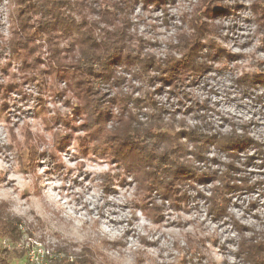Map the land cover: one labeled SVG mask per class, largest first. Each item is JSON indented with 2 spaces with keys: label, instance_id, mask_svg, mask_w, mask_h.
I'll return each instance as SVG.
<instances>
[{
  "label": "clouds",
  "instance_id": "obj_1",
  "mask_svg": "<svg viewBox=\"0 0 264 264\" xmlns=\"http://www.w3.org/2000/svg\"><path fill=\"white\" fill-rule=\"evenodd\" d=\"M0 264H264V0H0Z\"/></svg>",
  "mask_w": 264,
  "mask_h": 264
}]
</instances>
